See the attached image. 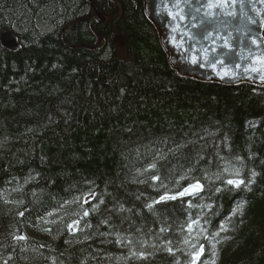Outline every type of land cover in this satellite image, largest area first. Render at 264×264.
<instances>
[{
    "label": "trees",
    "instance_id": "16d2710c",
    "mask_svg": "<svg viewBox=\"0 0 264 264\" xmlns=\"http://www.w3.org/2000/svg\"><path fill=\"white\" fill-rule=\"evenodd\" d=\"M92 2L0 0V264H264V87L182 76L143 0Z\"/></svg>",
    "mask_w": 264,
    "mask_h": 264
},
{
    "label": "water",
    "instance_id": "95a60500",
    "mask_svg": "<svg viewBox=\"0 0 264 264\" xmlns=\"http://www.w3.org/2000/svg\"><path fill=\"white\" fill-rule=\"evenodd\" d=\"M144 8L180 75L228 86H264V0H144ZM0 45L10 51L22 47L8 30L1 32Z\"/></svg>",
    "mask_w": 264,
    "mask_h": 264
},
{
    "label": "snow or ice",
    "instance_id": "6c2138e0",
    "mask_svg": "<svg viewBox=\"0 0 264 264\" xmlns=\"http://www.w3.org/2000/svg\"><path fill=\"white\" fill-rule=\"evenodd\" d=\"M214 6L218 7L219 5H209V7H214ZM199 11H200V8H196V12H199ZM189 15H190V13H189ZM201 24L204 26V32L207 34L206 21H201ZM205 38H206V36H205ZM225 47H227V45H225ZM193 62H195V61H193ZM221 63H223V61H221ZM237 67H238V65H237ZM255 70L256 69H253V71H255ZM225 74H227V72H225ZM243 183H244L243 180H229L228 181V184L234 185V186H237V187H239ZM200 187L201 186L198 183L195 184V185H190L189 188H186L184 190V192L180 193V195L183 196V195L189 193L190 191L191 192H196V191H198L200 189ZM172 198L174 199L175 197H172ZM161 199H164V197H161ZM237 210H239V208ZM85 215H87V213H85ZM69 227H71V226H69ZM203 251H204V248H203V245H201L199 251L194 256V260L199 259V256L203 253Z\"/></svg>",
    "mask_w": 264,
    "mask_h": 264
},
{
    "label": "rangeland",
    "instance_id": "374dc122",
    "mask_svg": "<svg viewBox=\"0 0 264 264\" xmlns=\"http://www.w3.org/2000/svg\"><path fill=\"white\" fill-rule=\"evenodd\" d=\"M37 26H39L41 29L43 28L45 31H51L53 29L52 26H47L45 23H43V21H39L36 23ZM48 28V29H47Z\"/></svg>",
    "mask_w": 264,
    "mask_h": 264
},
{
    "label": "bare ground",
    "instance_id": "6f19581e",
    "mask_svg": "<svg viewBox=\"0 0 264 264\" xmlns=\"http://www.w3.org/2000/svg\"><path fill=\"white\" fill-rule=\"evenodd\" d=\"M48 29V28H47Z\"/></svg>",
    "mask_w": 264,
    "mask_h": 264
}]
</instances>
